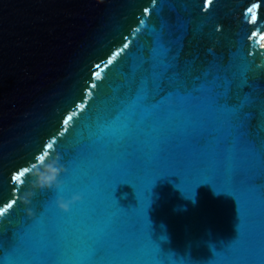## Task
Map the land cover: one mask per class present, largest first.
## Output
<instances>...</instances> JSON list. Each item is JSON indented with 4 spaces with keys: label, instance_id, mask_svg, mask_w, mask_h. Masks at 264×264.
Returning <instances> with one entry per match:
<instances>
[{
    "label": "water",
    "instance_id": "1",
    "mask_svg": "<svg viewBox=\"0 0 264 264\" xmlns=\"http://www.w3.org/2000/svg\"><path fill=\"white\" fill-rule=\"evenodd\" d=\"M12 199L0 264H264V0H0Z\"/></svg>",
    "mask_w": 264,
    "mask_h": 264
},
{
    "label": "clouds",
    "instance_id": "2",
    "mask_svg": "<svg viewBox=\"0 0 264 264\" xmlns=\"http://www.w3.org/2000/svg\"><path fill=\"white\" fill-rule=\"evenodd\" d=\"M67 169L59 157L47 159V161H39L34 170L33 185L37 188L43 189H61L62 181L59 179L62 173ZM82 196L79 193L73 194L70 198L65 199L63 195H57L55 205L62 211L70 210L72 204L80 201ZM27 211V209H26Z\"/></svg>",
    "mask_w": 264,
    "mask_h": 264
},
{
    "label": "snow or ice",
    "instance_id": "3",
    "mask_svg": "<svg viewBox=\"0 0 264 264\" xmlns=\"http://www.w3.org/2000/svg\"><path fill=\"white\" fill-rule=\"evenodd\" d=\"M208 2H210V0H208ZM205 7H207V4H205ZM149 10L145 9V12L147 13ZM248 12L251 13V21H255L257 19L256 13L253 11V8H249ZM128 44H124V48H127ZM112 61L109 60V63H111ZM92 87H95V85L93 84ZM70 119V117H69ZM68 120L64 121V124H67ZM66 131V130H65ZM47 148L50 149L52 148V144H48ZM49 155V152L47 150L44 151V153L42 155H40L37 159L39 161H44L45 158ZM33 167H35V165H33ZM29 168L25 167L23 168V170H18L16 172V174H14L12 176V180L13 182H17V181H21V177H23L25 175V173L29 172ZM17 203L16 199H12L11 202L5 204V205H0V216H3L8 210L12 209L13 206Z\"/></svg>",
    "mask_w": 264,
    "mask_h": 264
}]
</instances>
